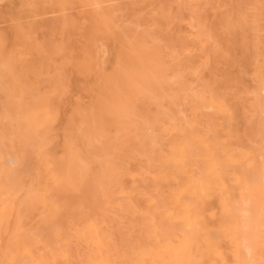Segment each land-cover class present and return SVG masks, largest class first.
<instances>
[{
  "label": "bare ground",
  "instance_id": "6f19581e",
  "mask_svg": "<svg viewBox=\"0 0 264 264\" xmlns=\"http://www.w3.org/2000/svg\"><path fill=\"white\" fill-rule=\"evenodd\" d=\"M177 1L0 0V264H264V0Z\"/></svg>",
  "mask_w": 264,
  "mask_h": 264
},
{
  "label": "rangeland",
  "instance_id": "374dc122",
  "mask_svg": "<svg viewBox=\"0 0 264 264\" xmlns=\"http://www.w3.org/2000/svg\"><path fill=\"white\" fill-rule=\"evenodd\" d=\"M211 1H213V0H203V5L202 4L199 5V4H196L193 0H188V1L186 0L184 2L185 6L182 7L180 4V1L178 0L175 4L177 6H180V11L183 14V17L187 18V22L189 24H191V22L193 23L195 21V22H198V25L201 28H205L206 25L209 23V20L205 19V17L203 16V9L205 8V6H207L209 3H211ZM136 5L139 8H136ZM141 5H142V0H133L134 8L138 9L139 11L142 10L143 6H141ZM200 6H202V7H200ZM112 10H114V12H117V13H115L114 18L118 23H121L123 26H124V24H126L129 27H132L134 25V23L133 24L130 22L126 23L124 21L125 16L122 13V9H121V6L119 3H114L112 6ZM141 16H143V13H141ZM213 17H214V19H216V15H214ZM225 17H226L225 21L227 19H229V20L233 19L232 21L235 22L236 25H239V21L242 22V20L244 21V19L247 17V10L245 8L239 9L237 6L232 7L231 12L227 13ZM211 19H212V17H211ZM192 30H193V28L190 25H187V27H186L187 33L190 34ZM189 36H191L189 38H192V35H189ZM109 43L111 44L112 42L107 43L106 40L104 41L101 39L99 41H97V44L100 46L109 45ZM67 76L69 77V79H71L73 77L71 74H68ZM252 98L255 99V97L251 96V100H252ZM8 162L10 163L9 159H8Z\"/></svg>",
  "mask_w": 264,
  "mask_h": 264
}]
</instances>
